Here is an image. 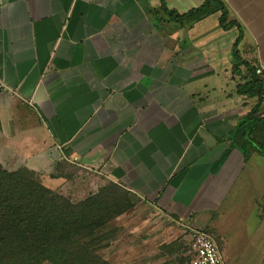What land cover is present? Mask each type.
Segmentation results:
<instances>
[{"label": "crops", "instance_id": "0c3cea01", "mask_svg": "<svg viewBox=\"0 0 264 264\" xmlns=\"http://www.w3.org/2000/svg\"><path fill=\"white\" fill-rule=\"evenodd\" d=\"M206 1L165 3L183 15ZM220 1L242 27L240 57L264 76V0ZM161 7L0 0V162L59 191L71 182L52 177L65 161L208 232L221 251L259 249L264 264V156L245 160L229 140L257 103L237 94L250 78L233 71L240 30L223 29L221 11L180 23Z\"/></svg>", "mask_w": 264, "mask_h": 264}, {"label": "trees", "instance_id": "16d2710c", "mask_svg": "<svg viewBox=\"0 0 264 264\" xmlns=\"http://www.w3.org/2000/svg\"><path fill=\"white\" fill-rule=\"evenodd\" d=\"M161 8L171 20L180 23L201 20L217 10L222 12L223 29L238 27L233 71L239 73L244 66L250 78L237 87V94L256 97L257 103L239 120L229 140L233 147L240 148L245 160L250 149L264 156V76L240 57L237 46L243 37L241 25L228 21V10L220 0H208L183 15L171 11L165 0ZM67 168L72 166L65 161L58 163L52 177L70 179ZM130 194L109 182L74 202L45 186L35 171L27 167L9 170L0 162V264H111L100 252L115 237L111 222L132 207Z\"/></svg>", "mask_w": 264, "mask_h": 264}, {"label": "rangeland", "instance_id": "374dc122", "mask_svg": "<svg viewBox=\"0 0 264 264\" xmlns=\"http://www.w3.org/2000/svg\"><path fill=\"white\" fill-rule=\"evenodd\" d=\"M67 170L71 182L61 186L57 192L70 197L74 202L85 199L110 182L93 172L91 176L78 175L74 166ZM39 178L42 182L41 177ZM43 180L47 181L48 178L44 177ZM130 193L132 207L111 222L115 237L109 247L101 250V256L111 264H188L190 233L186 232L178 220L166 219L157 214L140 197ZM228 251H221L227 264L232 263L234 259L243 264H258L261 257L260 253L257 254L259 249L243 250V246H233ZM239 251L245 253L236 255L235 252Z\"/></svg>", "mask_w": 264, "mask_h": 264}, {"label": "built area", "instance_id": "2783aa9c", "mask_svg": "<svg viewBox=\"0 0 264 264\" xmlns=\"http://www.w3.org/2000/svg\"><path fill=\"white\" fill-rule=\"evenodd\" d=\"M256 73L261 75L263 71L257 69ZM186 232L191 237L188 264H225L222 252L211 234L193 228H187Z\"/></svg>", "mask_w": 264, "mask_h": 264}]
</instances>
